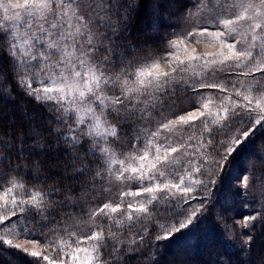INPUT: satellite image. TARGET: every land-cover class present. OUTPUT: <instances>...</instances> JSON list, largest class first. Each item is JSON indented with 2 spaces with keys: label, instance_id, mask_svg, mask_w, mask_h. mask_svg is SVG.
Listing matches in <instances>:
<instances>
[{
  "label": "snow or ice",
  "instance_id": "snow-or-ice-1",
  "mask_svg": "<svg viewBox=\"0 0 264 264\" xmlns=\"http://www.w3.org/2000/svg\"><path fill=\"white\" fill-rule=\"evenodd\" d=\"M202 250L264 264V0H0V257Z\"/></svg>",
  "mask_w": 264,
  "mask_h": 264
},
{
  "label": "trees",
  "instance_id": "trees-1",
  "mask_svg": "<svg viewBox=\"0 0 264 264\" xmlns=\"http://www.w3.org/2000/svg\"><path fill=\"white\" fill-rule=\"evenodd\" d=\"M169 23H178V21L176 20L175 17L172 18V20L169 21ZM260 139H257L254 142V147L258 148L259 144H260ZM245 166V159L243 157L240 158V160L237 163V168L240 170H243ZM106 196H110L111 198H116L118 196V189L117 187H113L112 189H110L109 193H105ZM244 211V210H242ZM208 223H211V221H209ZM164 256L167 255V253H163ZM11 259L10 257H0V264H7V261ZM209 259L207 252L205 251H201V253L198 256H195L193 264H202V262L207 261ZM14 264H16V262H14ZM161 264H164V260H161Z\"/></svg>",
  "mask_w": 264,
  "mask_h": 264
},
{
  "label": "rangeland",
  "instance_id": "rangeland-1",
  "mask_svg": "<svg viewBox=\"0 0 264 264\" xmlns=\"http://www.w3.org/2000/svg\"><path fill=\"white\" fill-rule=\"evenodd\" d=\"M200 50L201 51L205 50L203 44L200 46Z\"/></svg>",
  "mask_w": 264,
  "mask_h": 264
}]
</instances>
